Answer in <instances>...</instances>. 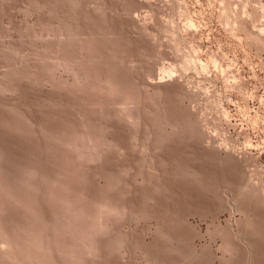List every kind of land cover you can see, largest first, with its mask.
Wrapping results in <instances>:
<instances>
[{"label":"rangeland","instance_id":"rangeland-1","mask_svg":"<svg viewBox=\"0 0 264 264\" xmlns=\"http://www.w3.org/2000/svg\"><path fill=\"white\" fill-rule=\"evenodd\" d=\"M0 264H264V0H0Z\"/></svg>","mask_w":264,"mask_h":264}]
</instances>
